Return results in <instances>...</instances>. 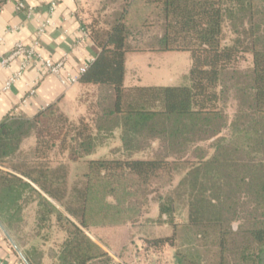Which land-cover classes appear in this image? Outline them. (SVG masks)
Here are the masks:
<instances>
[{
    "label": "trees",
    "instance_id": "obj_1",
    "mask_svg": "<svg viewBox=\"0 0 264 264\" xmlns=\"http://www.w3.org/2000/svg\"><path fill=\"white\" fill-rule=\"evenodd\" d=\"M151 18L160 33L133 39L134 31L140 35L154 24ZM88 36L98 52L79 82L97 90L85 116L71 121L48 106L0 123V167L9 170H0V200L36 202L38 232L52 225L64 234L52 264H111L86 231L133 230L144 222L170 228V235L142 241L154 250L169 245L174 264H264V0H125L110 25L92 27ZM172 51L189 54V84L124 85L127 53ZM245 56L250 63L241 72L236 65ZM232 89L241 98L228 116L225 98ZM118 127L128 150L158 141L168 155L90 158L70 195L58 177H48L47 167H28L47 165L55 149L67 151L71 161L89 156L96 138ZM30 136L34 147L22 153ZM181 198L186 218L178 223L174 212ZM151 200L156 217L142 222ZM185 234L193 243H183Z\"/></svg>",
    "mask_w": 264,
    "mask_h": 264
},
{
    "label": "crops",
    "instance_id": "obj_2",
    "mask_svg": "<svg viewBox=\"0 0 264 264\" xmlns=\"http://www.w3.org/2000/svg\"><path fill=\"white\" fill-rule=\"evenodd\" d=\"M54 2L55 7L51 9V4ZM18 3H23V10H16ZM76 9V3L73 0H7L0 8V56L9 55L15 44L21 43L26 47H34L42 58L49 59L54 63L66 57V68L70 71H77L87 60H93L98 49L92 39L89 38L88 32L85 33L86 28ZM43 24L44 31L39 34L38 30ZM151 54L156 53L129 52L126 54L124 75V85L126 87L174 85L152 84L148 77L150 72L140 70L145 65V58ZM18 67L19 61L15 60L8 69L0 68V86L5 83L11 74L18 70ZM96 90V86L80 82L67 88L63 87L56 78L45 74L41 62H33L8 91L0 94V123L11 115L18 116L21 114L32 117L48 106L58 108L69 120L76 121L79 117L86 115L89 99L94 97ZM30 91H32V94ZM93 92L94 94L91 96ZM88 93L89 96L85 99L84 95H88ZM24 100L25 102H23ZM112 134L114 136L117 134L119 145L128 150L122 144L121 129L119 127L114 129ZM34 144L35 138L30 136L22 141L20 151L27 153L34 147ZM140 150V148L129 150L135 153L129 158H145L137 154ZM112 153L111 150L110 153L102 155V157H116V154L112 156ZM0 170L9 171L1 167ZM13 174L29 183L47 198L36 184L19 173L13 172ZM32 205L34 207V215L31 218L32 228L27 229L23 209ZM56 207L62 211L57 205ZM0 223L29 264H52L49 254H55L58 246L53 249L54 252L49 253L45 241L46 237H44V240L42 238L43 230L38 232L36 227V202L28 203L27 200H24V197L13 201L11 199H1ZM124 226L128 227L129 233L132 232L129 226ZM60 235L61 240L59 243L64 238L62 232H60ZM90 238L97 243L96 240L98 239ZM99 243L100 241H98ZM101 247L103 248V246ZM0 264H24L1 229Z\"/></svg>",
    "mask_w": 264,
    "mask_h": 264
},
{
    "label": "rangeland",
    "instance_id": "obj_3",
    "mask_svg": "<svg viewBox=\"0 0 264 264\" xmlns=\"http://www.w3.org/2000/svg\"><path fill=\"white\" fill-rule=\"evenodd\" d=\"M124 1L125 0H75V3L80 20L83 22L86 31L89 33L92 27L102 29L110 25L114 20L115 14L120 11ZM1 3L2 0H0V4ZM149 22H154V24L151 26L149 25L146 29L140 30V35L134 31L133 39L146 40L148 37L160 33V25L155 23L156 18H151ZM223 38H225L226 41L231 39L229 30L226 27H224ZM133 44H139V42H135ZM144 61L145 65H143L140 70L148 73L150 72V75L148 76L150 83L174 85L189 84L188 71L190 67V58L187 52L172 51L151 54L148 55ZM249 63L250 58L245 56V58L236 66L239 67V71L244 72L248 68ZM237 80L243 81L242 78ZM93 94L94 92L91 96ZM240 95L237 94L235 89H232L225 98V111L228 116H231L237 108L238 102L236 99L238 97L241 98ZM88 96L89 93L88 95H84L85 99H87ZM92 101H94V97H92V99L90 97L88 104ZM94 144V153L92 152L93 155L91 154L75 161H71L69 160L67 151L64 154H61L57 149H55L50 151L49 154L51 156L46 160L48 162L47 165H38V163H43L42 161H39L36 162L37 165L35 163H28V167L41 170L42 172L45 171L44 167H47L49 169L47 170L48 177L50 179H53V176L58 177L57 180H60L62 186H65L67 189L66 194L70 195L73 187L76 185L78 186V184L83 180L82 176L85 172L86 161L88 159L93 157H102V155L110 153L111 150L113 152L112 156L116 154V157L113 158L130 157L134 153L123 149V147L119 145L117 141V134H115V136L112 133L106 135L103 134L96 138ZM161 147V143L158 141L141 142V150L137 154L142 155L143 157L167 156V152ZM187 167L188 166H184V169L179 170L178 173L174 175L172 182L173 186L178 183L179 179L184 174L185 168ZM185 201V198H181L175 205L174 219L178 223L183 222L186 218ZM240 211H244V209H240ZM23 212V216L26 217L27 221L26 227L27 229H30L32 228L31 218L34 215L33 205L23 209ZM156 213L157 204L151 200L144 208V214L141 221L144 222L146 219H155ZM144 223L145 225L139 224L130 233L128 232V227L126 226L92 228V230L86 231V233L90 237L98 239L96 240L97 243L98 241L106 243V245H102L101 243L99 244L103 246L105 249L104 251L112 258L111 264H174L173 248L169 245H165L159 250H154L146 246L142 241V239L146 236L164 237L170 235V228L168 226L149 224L148 222ZM42 234L43 240L44 237H46L45 241L47 243L49 253H51L54 251L53 249H56V246L61 240L60 232L51 225L48 229L43 230ZM182 239L185 244L189 245L193 243V237L190 234H185L182 236ZM49 258L52 260L51 254H49Z\"/></svg>",
    "mask_w": 264,
    "mask_h": 264
},
{
    "label": "built area",
    "instance_id": "obj_4",
    "mask_svg": "<svg viewBox=\"0 0 264 264\" xmlns=\"http://www.w3.org/2000/svg\"><path fill=\"white\" fill-rule=\"evenodd\" d=\"M75 2V0H73ZM55 7V2L51 4V9ZM24 9L23 3H18L16 5V10L20 11ZM30 14V11L28 12ZM44 31V24L39 28L38 33L41 34ZM87 34V31L85 32ZM1 42V39H0ZM66 57H63L57 62H52L49 59L42 58L34 47H26L21 43L15 44L11 53L7 56H0V68L8 69L12 62L15 60L19 61V67L16 72L11 74L5 83L0 86V94L8 91L10 87L19 80L22 73L36 61L41 62L45 74L52 76L58 80V82L63 87H70L79 82V76L85 71L88 63L92 60H87L83 65H81L77 71H70L66 68ZM32 94V91H30ZM25 102V100L23 101ZM13 116V115H11Z\"/></svg>",
    "mask_w": 264,
    "mask_h": 264
},
{
    "label": "water",
    "instance_id": "obj_5",
    "mask_svg": "<svg viewBox=\"0 0 264 264\" xmlns=\"http://www.w3.org/2000/svg\"><path fill=\"white\" fill-rule=\"evenodd\" d=\"M0 229L3 232V234L6 236V238L8 239V241L11 243V245L14 247V249L17 251L18 255L20 256V258L22 259V261L24 262V264H28L27 261L25 260L24 256L22 255V253L18 250V248L16 247V245L12 241L11 237L8 235V233L6 232V230L1 225V223H0Z\"/></svg>",
    "mask_w": 264,
    "mask_h": 264
}]
</instances>
